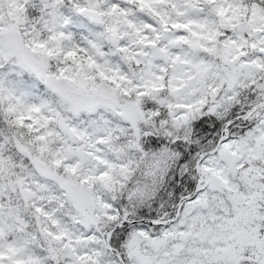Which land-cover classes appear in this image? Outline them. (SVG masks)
<instances>
[{
    "label": "snow or ice",
    "instance_id": "obj_1",
    "mask_svg": "<svg viewBox=\"0 0 264 264\" xmlns=\"http://www.w3.org/2000/svg\"><path fill=\"white\" fill-rule=\"evenodd\" d=\"M0 264H264V0H0Z\"/></svg>",
    "mask_w": 264,
    "mask_h": 264
}]
</instances>
